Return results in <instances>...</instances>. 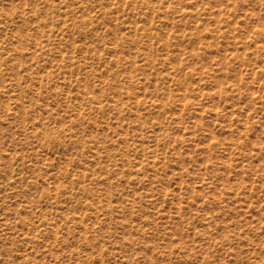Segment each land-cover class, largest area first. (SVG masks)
<instances>
[{"label":"rangeland","instance_id":"obj_1","mask_svg":"<svg viewBox=\"0 0 264 264\" xmlns=\"http://www.w3.org/2000/svg\"><path fill=\"white\" fill-rule=\"evenodd\" d=\"M0 264H264V0H0Z\"/></svg>","mask_w":264,"mask_h":264}]
</instances>
